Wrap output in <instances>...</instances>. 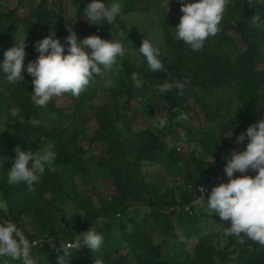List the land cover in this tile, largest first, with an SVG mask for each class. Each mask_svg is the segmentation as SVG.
Instances as JSON below:
<instances>
[{
    "label": "trees",
    "instance_id": "1",
    "mask_svg": "<svg viewBox=\"0 0 264 264\" xmlns=\"http://www.w3.org/2000/svg\"><path fill=\"white\" fill-rule=\"evenodd\" d=\"M72 1L76 7L72 28L74 19L65 9L64 0H36L31 14L23 19L18 17L16 9L25 7L26 0H16L8 11L0 10V28L5 39L24 30L18 28L20 21L26 26H39L40 31L30 39L31 43L26 41V31L30 28L23 32L29 48V53L25 51V66L36 58L32 43L51 31L65 38L69 29L75 31L79 39L95 34L103 39L119 40L124 44L125 55L118 56L109 71L93 77L71 112H64L55 104V100L63 96L54 97L43 108L36 106L30 93L33 77L26 72L12 84L4 78V83L0 84V161H3L0 217L13 220L29 238L53 236L57 241H74L90 227L103 235V244L98 250L83 246L81 250L71 251L69 264H80L87 259L95 264L94 258L100 259L102 264H264V246L248 239L241 243L236 237L223 235L228 223L208 211L209 193L202 207L195 204L201 187L212 188L228 181L221 156L243 150L247 138L237 143L236 136L260 120L255 112L248 115L246 107L264 110V0H228L219 31L206 38L198 51L190 50L175 39V29L172 30L170 23H174L175 28L182 15L178 0H166L174 12L170 16L154 0L140 4L138 11L136 4L143 0H122L121 14L111 25L94 22L100 24L97 25L82 16L89 0ZM253 16L259 18L256 24L252 22ZM120 28L128 35L124 39L115 36ZM149 33L160 40L161 59L167 71L155 76L149 72L144 56L131 55L132 50L139 55V47ZM4 45L0 44V60L7 50L6 47L1 49ZM7 46L10 48L12 44ZM228 52L235 55V65ZM133 71L143 80L140 88H135L130 79ZM177 74L183 78L176 77ZM3 75L0 73V78ZM166 78L181 81L182 92L177 95V90L173 89L171 93H161L165 104L149 102L147 112L130 106L133 110L130 118L127 102L142 99L149 93L160 96L156 89ZM92 94L94 100L103 99L104 103L96 105L95 101L96 104L88 108L90 103L81 102ZM68 99L73 97L68 95ZM12 108H18L17 113ZM157 111L164 112L163 117L171 121L179 112L187 113L188 119L173 122L174 128L165 135L153 126ZM139 114H149L153 119L147 126L134 128L133 120ZM230 115L235 118L228 123ZM90 116L94 122L92 130L88 127ZM196 118L207 122L197 131L191 126ZM179 128L194 139L189 154L192 159L186 161L189 174L175 177L177 175L169 171L170 177L166 170V182L149 177L144 170L148 163L159 164L165 156L164 164L168 162L172 168L175 162L183 161L184 157L175 148L183 140ZM93 144L106 154L96 153ZM17 146L33 152L50 147L56 152L55 170L46 169L31 188L23 183L9 185L7 170ZM200 152L203 154L197 158L194 154ZM74 169L91 189L99 190L104 184L99 206L91 197V201L80 202L79 197L88 193L71 183L70 171ZM244 174L255 175V172L249 169ZM100 177L102 183H99ZM36 185L41 187L40 191ZM68 199L71 201H66ZM131 199L139 201L138 205L131 203ZM50 204L62 213L60 219L54 217ZM67 205L73 209V214H66ZM85 206L88 211L80 213ZM25 216L30 225L26 224ZM181 234L192 242L191 248ZM58 252L48 245L31 248L36 264H57ZM11 262L21 264L18 260L0 257V264Z\"/></svg>",
    "mask_w": 264,
    "mask_h": 264
},
{
    "label": "clouds",
    "instance_id": "2",
    "mask_svg": "<svg viewBox=\"0 0 264 264\" xmlns=\"http://www.w3.org/2000/svg\"><path fill=\"white\" fill-rule=\"evenodd\" d=\"M180 3L179 23L175 29V39L182 41L192 51L200 50L206 38L215 36L219 31V23L228 4V0H178ZM121 14L118 0H89L82 10V16L91 22L103 21L111 25ZM259 18L252 17L253 24ZM97 24V23H94ZM100 25V24H97ZM25 41L20 40L4 51L0 60V73L12 84L23 78L26 72L33 77L31 100L36 106L45 107L54 97L65 94L79 97L82 91L92 82L94 76L109 71L116 58L125 55L124 44L116 39H103L98 35H89L79 39L75 31L69 29L64 42L56 36L55 31L34 42V49L39 55L30 60L25 66ZM145 57L149 72H167L161 59L162 52L149 39H144L138 50ZM130 79L135 88H140L143 80L133 71ZM184 84L176 79H164L157 87L159 93L182 92ZM178 111V109H173ZM188 115L179 112L171 122L186 121ZM170 121L159 118L153 121L157 129H164ZM247 144L241 151L233 150L229 156L223 157L227 161L223 171L228 181L219 183L211 188L201 187L199 199L212 214L215 213L222 221H227L228 227L223 229L225 237L233 236L241 243L245 239L264 246V119L249 125L244 132L236 136L237 143ZM183 139V137H181ZM15 157L11 167L7 170L6 181L9 185L25 184L31 188L38 183L45 173L54 171L56 152L46 146L39 151H23L19 146L14 149ZM3 161H0V168ZM253 170L255 175H245L247 170ZM241 175L234 176V173ZM84 181V180H83ZM85 183V182H84ZM36 237L54 239L53 244L47 241L42 246L35 245ZM26 237L25 233L11 219L0 217V257L20 261L21 264H36L31 255V248H41L46 245L59 250L56 256L57 264H69L70 252L87 246L92 251L98 250L103 244V235L95 228L79 234V239L57 241L53 236ZM74 246L65 248L66 243ZM95 264H102L98 258Z\"/></svg>",
    "mask_w": 264,
    "mask_h": 264
},
{
    "label": "rangeland",
    "instance_id": "3",
    "mask_svg": "<svg viewBox=\"0 0 264 264\" xmlns=\"http://www.w3.org/2000/svg\"><path fill=\"white\" fill-rule=\"evenodd\" d=\"M35 1L36 0H26V2L24 4L25 7H23V8H17L16 9L17 15H18V17L20 19H23L26 15L28 17L31 14L32 9L34 8ZM75 1H77V0H75ZM151 1L152 0H143V1H140L138 4H136V5H138L137 11L140 8V4H146V3H149ZM118 2L121 5V11H122V5H123L122 0H118ZM154 2H155V4L157 6L160 5V7H163V9L166 11V13H167L168 16L174 15V12H172L170 10V3L167 2L166 0H163V1L162 0H154ZM15 3H16V0H0V10L1 11L2 10L3 11H8L9 9H11V7H13V5H15ZM64 4H65V9L69 13V15L71 17H73V19H74V11L76 10V7L73 4V1L72 0H64ZM82 20L85 21L83 17H82ZM126 20H127L126 23H128V20H129V12H127V19ZM74 21H75V19L73 20V25L70 26L71 28L74 26ZM170 25L172 26V30H174V23H170ZM25 26L26 25L24 24L23 21H20L19 24H18V28L20 30L21 29H24L25 30L27 27L30 28L29 29V32L26 31L27 37H29V38H27L26 35L23 33L24 30H21V32L17 33L16 35H14V36H12V37H10L8 39H5L4 38V31H3L2 28H0V44L1 45H4L5 43L8 42V43L12 44V46H13L15 44L16 40L17 41H20L21 39H23L25 37H26L27 43H31L30 42V39L34 36V34H36V33H38L40 31L39 26L38 25H34V26H28L27 25L26 27ZM230 33L233 34L232 31H230ZM89 35L90 34H87L84 37L89 36ZM115 36L116 37H119V38H122L123 37V39H124L128 35H127L126 32H123V30L120 28ZM145 38L146 39H151V42L152 43L154 41V43H155V44L153 43L154 45H156L158 47L160 46V40L157 39L152 34H150V33L147 34L145 36ZM60 39L62 40V43H63L64 42V37H61ZM152 39H153V41H152ZM7 44H5L4 46H2L1 49L3 50L4 47H6V49H8ZM25 45H26L25 51L27 53H29L28 45L27 44H25ZM32 46L34 47V43H32ZM228 54H229V57L231 58V60L234 61L233 64L235 65V62H236L235 55L232 52H228ZM33 55L35 57H37L39 55V53H37L35 51ZM131 55L133 57H142L143 56L142 54H139L138 55L136 50H132L131 51ZM158 72H161V71H156V72H151V73L155 76L156 73H158ZM103 74H104V72L101 73V75H103ZM176 77H180L181 79L183 78L182 76H180V74H177ZM4 78H5V74L3 75V78L2 77L0 78V84H3L4 83ZM159 94H160V96L159 95L152 96L149 93V94L145 95L142 99L139 98L138 100H136L135 98H133L129 102H127V106L126 107H127L128 112H129L130 118H131V116L133 114V110L130 109V106H132V107L134 106V109H136V110L139 108L140 110H143V112H147V105H148L149 102H152L155 105H159V104L162 105V103L165 104L164 97L162 96L161 93H159ZM160 97H161V100H160ZM79 99L80 98H78V97H73V99L70 100V99H68V95L65 94L63 96V98L55 100V104L58 107H61L62 109H64V112H71V110L74 107L75 101L76 100H79ZM96 99L97 100H94V95L92 94L90 97L87 98L86 101L85 100H82L81 102H83L84 105H86L85 103H90L89 105H87L88 108H91L93 106V103H95V101L97 103V104L95 103L96 105H101V104L104 103L103 99H98V98H96ZM12 111H14V113H17L18 108H12ZM246 112H247L248 115L249 114H252L253 112H255V113L258 114V116H259L260 119H264V110H262V109L260 110L258 108L253 107V106L249 107V105H248L246 107ZM164 115H165L164 112L157 111L154 118L156 120H158L159 118H162ZM163 118H166V117H163ZM234 118L235 117L233 115H230L229 118H228V123L231 120H233ZM5 119H6V116L4 115V120ZM151 119H153V118H149V114L147 116H142V115L139 114L133 120V126H134V128H142L144 126L149 125ZM167 119L170 121V123L164 129H159L165 135L170 134L171 129L174 128L173 122H171V120L169 118H167ZM119 124H120L119 127H121V124L122 123L119 122ZM203 124L206 125L207 122L204 121V120H199L198 118H196V119H193V123L191 124V126L195 128L194 129L195 131H197V128L201 127ZM215 126L216 125H213V127H215ZM88 127H89V130H92L94 128V122L92 120V116H90V123H89V126ZM179 133L183 137V140L180 141L179 143H177L175 148L178 150L180 156L184 157L183 158V161H180L179 160L178 162H175L173 164V167L172 168L170 167V164H168V162H166V165L164 164L163 161H164V157L165 156H163L162 159H160L159 164H156V163H148V164L144 165V170L147 171V173H148L147 175L149 177H154V178L159 179V180H161L163 182H166L167 181V177L164 174V171H166V170H167V173H168V175L170 177H172V176L169 173V171L174 172V174L177 175L175 177H178L180 174H182V177L185 176V175H187V174H189V171L186 170L188 168V165L186 164V161L188 159H192L189 154L193 150V147H194V139L190 138L188 136L186 130H184L183 128H179ZM167 140L169 141L170 139H167ZM235 141H236V139H235ZM88 146H90V145H88ZM93 149L98 154L100 152L102 154H104V155L106 154L96 144H93ZM202 154L203 153L200 152V153H195L194 155L198 158V157H201ZM229 155H230V153H226V155H222L221 156L220 160H221V163L222 164H226L227 163V161L225 159H223V157H226V156H229ZM167 159H169V158H167ZM68 173L69 172H67V174ZM191 173H193V171ZM237 174L240 175V173H238V172H237ZM70 175H72V178H73V181L71 183L72 184L74 183V185L79 190H81L80 189V186H81V188H83V190H85L88 193L87 196H82L81 195L79 197L80 202L82 203L83 201H91V199H90V197H91V198H93L94 204H97V206H99L101 204V202L98 200V198H99V196H101L102 194H104V184H103V186H101L102 188H100L99 190H96L95 188L94 189H91V185L90 184L84 183L82 181V178L80 176V173L77 171V169H74V172H71L70 171ZM182 177H181V179H182ZM99 183H102V177L99 178ZM207 187L209 188V191H211V188L209 186H207ZM36 188H37V191H40L41 190V187L38 186V185H36ZM90 192H92V194H90ZM177 194L179 195V192H177ZM49 195L50 194H47V196H49ZM66 201H71V199H68ZM138 202L139 201H137V200L131 199V203H135V204L138 205ZM198 204H203L200 199H199ZM49 208L51 209V211H52V213H53V215H54L55 218L60 219L62 217V213L57 208H54V206L52 204L49 205ZM85 208H86V206L83 207V211H80V213H86L88 210H86ZM64 209L67 210V212H68L66 214H73V213H71V212H73V209L71 207L69 208L68 205ZM75 210L76 209H74V211ZM25 220H26V224L30 225L29 224V221H28V219H27L26 216H25ZM82 220H85V219L82 218ZM82 223H84V222H82ZM27 227L29 229H32V231L34 230L32 226H27ZM179 235H180V233H179ZM181 238L184 239L188 243V247L191 248L190 245H192V242H190L187 239V237H185L182 234H181ZM76 250H81V248H78ZM95 260L96 259L94 258V261ZM11 264H17V263H14V262L12 263L11 262ZM80 264H93V260H89V259L82 260V261H80Z\"/></svg>",
    "mask_w": 264,
    "mask_h": 264
},
{
    "label": "built area",
    "instance_id": "4",
    "mask_svg": "<svg viewBox=\"0 0 264 264\" xmlns=\"http://www.w3.org/2000/svg\"><path fill=\"white\" fill-rule=\"evenodd\" d=\"M45 241H47L49 244H53L54 243V239L52 237H49V238H46V239L42 238V237H36L35 245L42 246ZM73 246H74V243L68 242V243H66L65 248L70 249Z\"/></svg>",
    "mask_w": 264,
    "mask_h": 264
}]
</instances>
